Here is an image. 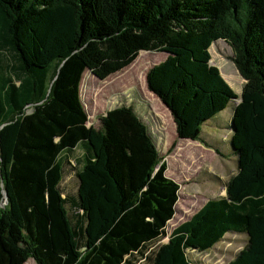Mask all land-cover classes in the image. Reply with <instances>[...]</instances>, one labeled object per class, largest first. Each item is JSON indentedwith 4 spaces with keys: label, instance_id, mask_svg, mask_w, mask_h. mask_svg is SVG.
<instances>
[{
    "label": "trees",
    "instance_id": "1",
    "mask_svg": "<svg viewBox=\"0 0 264 264\" xmlns=\"http://www.w3.org/2000/svg\"><path fill=\"white\" fill-rule=\"evenodd\" d=\"M218 39L239 96L210 63ZM140 51L161 54L146 83L176 138L213 147L214 120L237 159L225 194L172 229L168 263L195 264L188 250L232 231L247 239L227 264H264V0H0V264L152 260L180 189L155 123L134 101L88 124L80 94L86 70L103 80Z\"/></svg>",
    "mask_w": 264,
    "mask_h": 264
},
{
    "label": "rangeland",
    "instance_id": "2",
    "mask_svg": "<svg viewBox=\"0 0 264 264\" xmlns=\"http://www.w3.org/2000/svg\"><path fill=\"white\" fill-rule=\"evenodd\" d=\"M211 45V64L218 67L222 78L239 96L244 79L230 58L231 47L221 39L213 41ZM160 56L159 53L140 51L129 66L103 80L86 70L80 85L81 98L88 113V124H95L106 110L120 104H132L135 101L143 106L147 105L142 113L155 123L154 126L152 124V130L159 133L160 152L167 163L166 174L180 185L175 214L167 223V235L152 246V260L140 264H169L167 246L172 229L187 220L207 199L224 195L226 181L237 171V159L232 154L229 141L226 142L227 131L212 125L214 120L203 125L201 136L210 146L218 147L222 156L217 155L213 147L205 146L204 142L176 138L169 110L148 89L146 83V71L160 61ZM226 111L229 112L230 108ZM174 141L176 144L170 150ZM246 239L245 233L229 231L210 249L188 250V255L195 264H227L243 248ZM25 264L36 263L29 258Z\"/></svg>",
    "mask_w": 264,
    "mask_h": 264
},
{
    "label": "water",
    "instance_id": "3",
    "mask_svg": "<svg viewBox=\"0 0 264 264\" xmlns=\"http://www.w3.org/2000/svg\"><path fill=\"white\" fill-rule=\"evenodd\" d=\"M210 63H211V61H210ZM152 92V91H151ZM153 93V92H152ZM163 103V102H162ZM164 104V103H163ZM164 106L166 107V105L164 104ZM168 109V108H167ZM169 110V109H168ZM170 112V111H169Z\"/></svg>",
    "mask_w": 264,
    "mask_h": 264
},
{
    "label": "crops",
    "instance_id": "4",
    "mask_svg": "<svg viewBox=\"0 0 264 264\" xmlns=\"http://www.w3.org/2000/svg\"><path fill=\"white\" fill-rule=\"evenodd\" d=\"M236 101H239V98Z\"/></svg>",
    "mask_w": 264,
    "mask_h": 264
}]
</instances>
